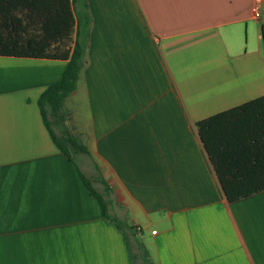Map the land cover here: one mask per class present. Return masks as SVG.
I'll return each mask as SVG.
<instances>
[{
    "label": "crops",
    "instance_id": "obj_1",
    "mask_svg": "<svg viewBox=\"0 0 264 264\" xmlns=\"http://www.w3.org/2000/svg\"><path fill=\"white\" fill-rule=\"evenodd\" d=\"M85 1L54 128L87 152L66 156L38 105L67 61L0 55V264H264V191L229 202L197 127L264 95V0Z\"/></svg>",
    "mask_w": 264,
    "mask_h": 264
},
{
    "label": "trees",
    "instance_id": "obj_2",
    "mask_svg": "<svg viewBox=\"0 0 264 264\" xmlns=\"http://www.w3.org/2000/svg\"><path fill=\"white\" fill-rule=\"evenodd\" d=\"M85 0H0V55L66 60L62 77L40 94L38 105L55 145L71 160L86 146L65 123V98L76 89L89 39ZM199 135L224 194L235 202L264 191V95L197 122ZM102 214L119 229L127 224L109 214L108 199L81 172Z\"/></svg>",
    "mask_w": 264,
    "mask_h": 264
},
{
    "label": "built area",
    "instance_id": "obj_3",
    "mask_svg": "<svg viewBox=\"0 0 264 264\" xmlns=\"http://www.w3.org/2000/svg\"><path fill=\"white\" fill-rule=\"evenodd\" d=\"M251 16L255 17L258 14V8L256 6L253 7V9L250 12ZM139 230H141V228L139 227Z\"/></svg>",
    "mask_w": 264,
    "mask_h": 264
}]
</instances>
